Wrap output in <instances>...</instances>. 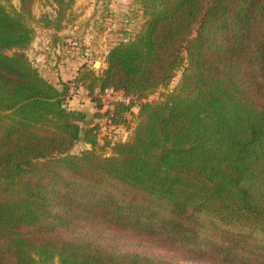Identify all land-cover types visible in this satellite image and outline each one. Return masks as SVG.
I'll list each match as a JSON object with an SVG mask.
<instances>
[{
    "label": "trees",
    "instance_id": "1",
    "mask_svg": "<svg viewBox=\"0 0 264 264\" xmlns=\"http://www.w3.org/2000/svg\"><path fill=\"white\" fill-rule=\"evenodd\" d=\"M36 1L0 0V264H264V0H136L141 30L61 88L27 51L74 0L39 20ZM73 85L97 113L67 107ZM106 89L140 104L102 146L100 118L131 110L102 112Z\"/></svg>",
    "mask_w": 264,
    "mask_h": 264
},
{
    "label": "rangeland",
    "instance_id": "2",
    "mask_svg": "<svg viewBox=\"0 0 264 264\" xmlns=\"http://www.w3.org/2000/svg\"><path fill=\"white\" fill-rule=\"evenodd\" d=\"M11 4L13 7L19 6L18 0H12ZM54 13L55 5L45 0H37L33 7V15L38 20L44 16H54ZM67 19L65 29L57 38H53L51 33L41 29L40 24L36 23L35 39L27 51L32 64L42 75L55 81L59 88L62 87V80L73 81L82 66L100 73L106 66L105 54L108 50L120 42L133 39L145 23L146 16L136 0H74ZM180 79L181 72L167 88L150 96V101L165 100L177 87ZM72 87L66 100L67 107L84 110L91 115L97 113L96 102L92 100L87 87ZM101 98L103 99L102 96ZM103 101L105 102L104 99ZM139 104L135 99L125 104L131 106L130 112L126 114L129 122L127 125H112L106 116L100 118L99 139L102 146L107 142L104 135L111 140V145L129 140L136 124ZM106 110L107 106L102 112ZM88 148L82 141L73 152L79 153ZM107 149L104 153L109 155L110 147ZM165 257L169 258L171 254Z\"/></svg>",
    "mask_w": 264,
    "mask_h": 264
},
{
    "label": "built area",
    "instance_id": "3",
    "mask_svg": "<svg viewBox=\"0 0 264 264\" xmlns=\"http://www.w3.org/2000/svg\"><path fill=\"white\" fill-rule=\"evenodd\" d=\"M101 96L106 102L105 107L107 106V110H113L116 104H129L134 100L132 97L125 96L122 92H117L113 89H106L101 93ZM113 130H115V128H113Z\"/></svg>",
    "mask_w": 264,
    "mask_h": 264
},
{
    "label": "crops",
    "instance_id": "4",
    "mask_svg": "<svg viewBox=\"0 0 264 264\" xmlns=\"http://www.w3.org/2000/svg\"><path fill=\"white\" fill-rule=\"evenodd\" d=\"M48 32L51 33V35L53 36V38H57L58 35H59V34H58L57 36H54L52 32H50V31H48ZM43 77H45V76L43 75ZM45 78L48 79L51 83H53V84L55 85V83H54L55 81H52V79L47 78V77H45ZM62 82H63V83H67V80H62Z\"/></svg>",
    "mask_w": 264,
    "mask_h": 264
},
{
    "label": "water",
    "instance_id": "5",
    "mask_svg": "<svg viewBox=\"0 0 264 264\" xmlns=\"http://www.w3.org/2000/svg\"><path fill=\"white\" fill-rule=\"evenodd\" d=\"M97 65H99V63Z\"/></svg>",
    "mask_w": 264,
    "mask_h": 264
}]
</instances>
